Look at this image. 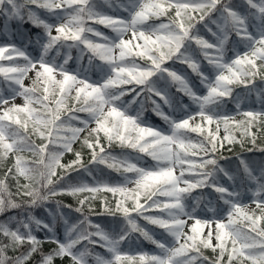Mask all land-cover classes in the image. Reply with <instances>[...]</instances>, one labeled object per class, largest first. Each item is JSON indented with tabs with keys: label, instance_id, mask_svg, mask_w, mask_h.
<instances>
[{
	"label": "snow or ice",
	"instance_id": "6c2138e0",
	"mask_svg": "<svg viewBox=\"0 0 264 264\" xmlns=\"http://www.w3.org/2000/svg\"><path fill=\"white\" fill-rule=\"evenodd\" d=\"M170 9L175 15L167 23L150 22ZM0 16L5 32L13 21L43 30L26 42H0V162L11 161L0 175V213L19 210L0 222V264H54L64 257L70 264L90 258L94 264H264V160L253 166L237 154L233 173L220 162L231 157L218 155L226 146L244 147L233 128L243 130L252 152L251 129L264 125V88L256 82L259 76L264 83V0H0ZM159 82L176 85L189 103ZM241 86L243 95L235 92ZM253 94L261 108L242 109ZM70 99L76 103L65 107ZM228 101L234 114L225 111ZM149 108L166 127L149 122ZM82 134L87 164L73 152ZM114 143L130 151L114 155ZM68 152L75 159L61 163ZM105 169L121 181L103 179ZM73 172L91 182L71 183ZM100 192L111 193L115 206L105 198L96 213L92 200ZM246 192L254 207L243 203ZM84 193L90 195L78 198ZM63 195L77 197L78 206L57 199ZM41 207L46 217L34 215ZM68 212L82 219L70 223ZM89 214L108 215L119 227L108 232ZM140 237L156 251L122 248ZM45 242L56 247L44 252Z\"/></svg>",
	"mask_w": 264,
	"mask_h": 264
},
{
	"label": "trees",
	"instance_id": "16d2710c",
	"mask_svg": "<svg viewBox=\"0 0 264 264\" xmlns=\"http://www.w3.org/2000/svg\"><path fill=\"white\" fill-rule=\"evenodd\" d=\"M233 2L237 5H239L242 0H233ZM107 8V7H105ZM108 9V8H107ZM110 10V9H109ZM42 14V13H41ZM175 13L174 10H169L168 15L167 16H163L160 17L159 19L157 18H152V23H158L161 20H168V18L174 17ZM42 29L40 28H34L32 27L31 24H17V22L13 21L8 25V31L5 32L4 30V18L2 16H0V38H2L3 40L8 39L9 37H11L12 39H14L17 43H20L21 40L23 41H27L28 38H32L34 39L36 34L38 33H42ZM109 32L112 33L111 30H109ZM201 34H204L203 32ZM207 38V37H206ZM229 48H231V45H229ZM229 55H231V51H229L228 53ZM257 63L259 64L260 62L257 61ZM178 67L179 71L183 70L185 71L186 75L188 76L189 80L192 81V83L196 84L197 86H199V81L196 79V77L190 72L189 69H187L186 65H180L177 64L175 65V68ZM257 85L258 87L264 88V83L260 82V78L259 76L257 77ZM165 84L168 87L169 92L171 93V95L175 98V99H183V101H188V98L186 96H183L182 93H178L177 92V86L172 84V83H164V82H159V85H163ZM236 93H240L241 95H243V89L242 86L241 87H237L235 89ZM201 94H203V90L201 92ZM76 103L74 100H69V103L66 107H72V105ZM247 106H251L257 110H259L261 108L260 103L256 100L255 94H253L249 99H247L245 101L244 104L241 105V108L246 110ZM225 111L234 114L235 113V104L231 101H228L225 105ZM81 114H85L86 113H81ZM145 115L149 118H151L153 120V122H156L157 124L162 125L163 127L166 125L164 124V122L157 116H155L154 114L151 113V110L149 108V110L145 113ZM238 119H243L242 116L237 117ZM76 126V125H75ZM214 127V126H213ZM221 127L223 128V125H221ZM259 127V131L257 130ZM242 129L241 128H233L231 130V134L233 136H235V138L237 140L240 139H244V147L241 148L239 143H236L234 145L231 146H226L224 149H222L220 151V153H218V155H222L224 157H231V161L230 162H225L223 160H221V164L227 168L230 172L233 173H237L238 172V165H239V161L236 159L237 154H242L243 158L248 160L250 164H252L253 166H256L260 163L261 160H264V153H261L259 151V149L261 147H264V125H254L251 129V131L253 133H255L257 139H256V147L253 148L252 152H248L247 149L248 148H252V144L251 141L246 138V137H242L241 133H242ZM33 139L37 142L40 143V139L36 136H33ZM228 147H231V151H228ZM75 151H79L81 152V156H82V162L84 164H87L88 160L90 159V153L88 151V149L86 147L80 144H77V142H75L73 144V152ZM110 151L114 154V155H120L122 153V151H130V150H122L117 144H113L111 146ZM73 152H68L65 153V155L61 158V163H68L69 161L75 159ZM25 156L26 159L28 160H35L36 157H34L31 153H24L23 154ZM146 163H151V158L150 157H146L145 161ZM11 161H7V162H0V175H2V172L4 170H6L7 166H10ZM101 168H104V166H101ZM59 171V169H58ZM240 172H242V169L239 170ZM94 175H97V173H93ZM98 178H100L98 176ZM91 177L87 176V174H82V175H77L75 172L71 173V183H76L78 181H88L91 182ZM103 179L105 180H109L110 182H119L121 181V176L111 170H104V175H103ZM25 181L21 180V183H24ZM221 182L222 183H228L227 178L226 177H221ZM9 184V188L10 191L13 192V194H15V184L13 181H8ZM238 184H239V180H238ZM246 185L244 187L241 188V191L244 192L246 189ZM211 190H205L204 194L208 195V193H210ZM197 195H200L201 192L200 190H197L196 192ZM83 195H90L88 193H84L81 194L78 198L82 199ZM251 197V193L250 192H246L244 198H250ZM77 197H73L71 195H63L60 197H57V199L61 200L62 203L64 204H68V205H72L73 208L77 207ZM105 198H107V200L112 202V206L114 207V198L112 196L111 193H105V192H100V193H96L95 194V198L92 200V206L95 209L96 213L101 212V202L102 200H104ZM208 198L213 200L214 203H218L217 200V196L215 194L212 195H208ZM243 201H246V199H243ZM17 202H20L19 199L17 198ZM48 207L52 208L55 211V204H49ZM15 212H19V210H12V211H7L4 213H0V222H3L5 220L8 219V217L15 215ZM34 215L39 217V218H43L47 216V213L45 212L44 208H36L34 210ZM68 218L70 223H76L79 219H82V217L80 216V214L78 213H67ZM90 218L93 220V223H99L101 224V226L106 230V231H112L114 228L119 227V221L118 220H113L112 217L108 216V215H103L100 217H97L95 214H89ZM210 215V214H209ZM159 231L157 229V235H159ZM38 236H42V233H37ZM58 235L63 238L64 235V230H63V226L59 225L58 226ZM138 235V234H137ZM56 245L54 243H50V242H45L42 246V250L44 252H49L51 251L53 248H55ZM122 248H124L125 251H130L131 252H136L137 250H142V251H146L149 253H154L155 250V245L151 244L149 241L145 240L143 237H140L139 240H135L134 242L129 246L128 244H124L122 245ZM91 251H93L94 253H99L102 256H104L105 258H110L109 254L107 253L105 248L102 247H95L94 249H91ZM203 254L205 256L208 257H213V253L211 251V249H202ZM13 253L9 252V255H12ZM226 260V257H225ZM54 264H70L69 258L64 257L63 259L60 258H56L54 260ZM89 264H94V261L91 260V258L89 259Z\"/></svg>",
	"mask_w": 264,
	"mask_h": 264
},
{
	"label": "rangeland",
	"instance_id": "374dc122",
	"mask_svg": "<svg viewBox=\"0 0 264 264\" xmlns=\"http://www.w3.org/2000/svg\"><path fill=\"white\" fill-rule=\"evenodd\" d=\"M170 10H171V9H170ZM161 22H165V23H167L168 21H167V20H163V21H161ZM159 23H160V22H159ZM105 33H106V31H105ZM106 34H109V33H106ZM0 42H3V41L0 39ZM30 75H31V74H30ZM94 78H95V77H94ZM25 83L28 84V83H30V81H29L28 79H26V80H25ZM21 102H22V101H21L20 99L17 100V103H21ZM68 103H69V100L66 101V105H65V107L68 105ZM223 134H224V132H223V130H221V131H220V135L222 136ZM83 135H84V134H82L81 137H80V139L77 140V144L82 145ZM128 187H134V185H128ZM248 205H249L250 207H254V205H252L251 203H249ZM213 242H215V241H213Z\"/></svg>",
	"mask_w": 264,
	"mask_h": 264
}]
</instances>
